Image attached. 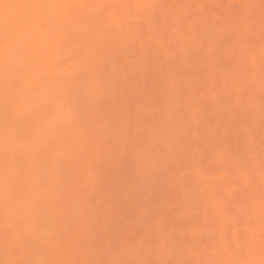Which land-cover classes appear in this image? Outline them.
<instances>
[{"label":"snow or ice","instance_id":"6c2138e0","mask_svg":"<svg viewBox=\"0 0 264 264\" xmlns=\"http://www.w3.org/2000/svg\"><path fill=\"white\" fill-rule=\"evenodd\" d=\"M0 264H264V0H0Z\"/></svg>","mask_w":264,"mask_h":264},{"label":"rangeland","instance_id":"374dc122","mask_svg":"<svg viewBox=\"0 0 264 264\" xmlns=\"http://www.w3.org/2000/svg\"><path fill=\"white\" fill-rule=\"evenodd\" d=\"M225 2H229V3H239V2H241V0H225Z\"/></svg>","mask_w":264,"mask_h":264}]
</instances>
